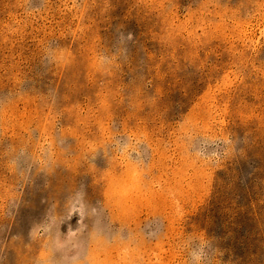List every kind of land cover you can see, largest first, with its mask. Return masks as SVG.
Wrapping results in <instances>:
<instances>
[{
  "label": "rangeland",
  "instance_id": "374dc122",
  "mask_svg": "<svg viewBox=\"0 0 264 264\" xmlns=\"http://www.w3.org/2000/svg\"><path fill=\"white\" fill-rule=\"evenodd\" d=\"M0 264H264V0H0Z\"/></svg>",
  "mask_w": 264,
  "mask_h": 264
}]
</instances>
